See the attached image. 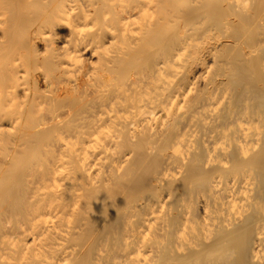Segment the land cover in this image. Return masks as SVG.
I'll list each match as a JSON object with an SVG mask.
<instances>
[{
  "label": "bare ground",
  "instance_id": "1",
  "mask_svg": "<svg viewBox=\"0 0 264 264\" xmlns=\"http://www.w3.org/2000/svg\"><path fill=\"white\" fill-rule=\"evenodd\" d=\"M0 264H264V0H0Z\"/></svg>",
  "mask_w": 264,
  "mask_h": 264
},
{
  "label": "rangeland",
  "instance_id": "2",
  "mask_svg": "<svg viewBox=\"0 0 264 264\" xmlns=\"http://www.w3.org/2000/svg\"><path fill=\"white\" fill-rule=\"evenodd\" d=\"M62 28H63V29H62ZM62 28L58 30V35H59L58 37L65 38L66 35H62V34H64V33L66 32V29H65L66 27L63 26ZM60 33H61V34H60ZM65 34H66V33H65ZM39 47H40V46H39ZM40 50H41V47H40Z\"/></svg>",
  "mask_w": 264,
  "mask_h": 264
}]
</instances>
